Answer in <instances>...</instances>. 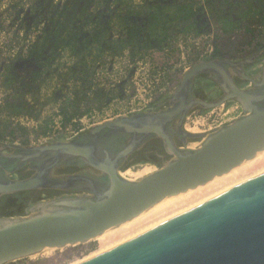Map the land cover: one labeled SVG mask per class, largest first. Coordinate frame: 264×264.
Here are the masks:
<instances>
[{"label":"water","instance_id":"obj_1","mask_svg":"<svg viewBox=\"0 0 264 264\" xmlns=\"http://www.w3.org/2000/svg\"><path fill=\"white\" fill-rule=\"evenodd\" d=\"M262 55L199 62L182 75L165 107L105 121L72 140L1 145L0 199L56 194L38 197L24 216H0V264L96 241L264 152V61L260 75L246 74ZM200 78L221 95L213 101L196 96ZM229 102L242 107L241 117L207 134L185 130L193 112ZM196 141L199 147L190 149ZM151 142L169 159L144 178H124L121 172ZM80 264H264V174Z\"/></svg>","mask_w":264,"mask_h":264},{"label":"rangeland","instance_id":"obj_2","mask_svg":"<svg viewBox=\"0 0 264 264\" xmlns=\"http://www.w3.org/2000/svg\"><path fill=\"white\" fill-rule=\"evenodd\" d=\"M238 1L242 3V0ZM66 2L67 0H0V108L13 97L33 105V109H8L2 112L0 119L29 129L32 145L66 142L94 125L128 116L131 111L145 112L151 108H163L178 86V80L192 67V62L188 60L189 54L198 47L199 50L205 49L203 61L212 58L218 24L212 6L203 3V0H96L87 14L77 22L65 19V23L60 20L58 23L55 16L51 15H45L37 22L45 8L50 5L64 6ZM181 5L189 7L185 6L184 10ZM143 7L160 10L158 15L160 31L164 25L175 26L179 30L175 32L179 35L176 41L180 45L181 61L173 69L179 75L178 80H167L164 73L156 71L157 64L150 58L131 63L127 50H124L125 45L117 47L114 43L113 47L110 45V50L102 52L100 47L89 41V33L93 28L91 26L97 22L104 27V32L109 35L110 40H127L126 23L144 22V18H136L130 13ZM126 14L128 16L124 18ZM183 18L189 20L185 21ZM87 19H90V22ZM231 37L232 40L235 39L237 45L244 40L239 30ZM55 39H64L67 42L73 40L74 43L67 45L57 43V48H53L51 42ZM133 42L139 45V42ZM37 43H41V47L45 46L46 59L50 61L43 70L33 59L26 58L29 50ZM259 52L263 55L246 68V74L250 77L261 74L264 50ZM85 65L93 69L89 79L93 81V91L104 89L117 96L104 98V95H101L100 109L96 107L91 114L75 119L65 127L59 109L61 103L71 96L74 90L85 89L84 78L77 73V70L84 68ZM38 72L42 73L41 77L33 84L34 76ZM241 86L247 88L249 84L244 83ZM195 94L205 101H213L221 95V91L207 78H200L195 84ZM241 114L242 110L236 102H229L209 111L197 110L188 117L185 130L191 134H207L215 126L224 122L229 124ZM47 122L49 134L38 135ZM1 133L3 129L0 127ZM4 140L0 146L20 145L18 140L11 141L8 136ZM199 145L200 141H196L189 143L188 146L190 149H196ZM261 159H264V153L231 175L216 179L209 185L185 195L166 200L129 224L104 234L99 240L62 250H47L15 264H77L93 254H103L263 175L264 160ZM159 168L155 161L143 158L126 167L121 175L130 181H136ZM50 196L44 194L39 199H48ZM25 200L26 197L23 195L4 198L0 216L6 218L24 216Z\"/></svg>","mask_w":264,"mask_h":264},{"label":"trees","instance_id":"obj_3","mask_svg":"<svg viewBox=\"0 0 264 264\" xmlns=\"http://www.w3.org/2000/svg\"><path fill=\"white\" fill-rule=\"evenodd\" d=\"M96 0H67L64 6L50 5L43 10V14L39 17L42 20L46 16H55V19L63 21L65 19H71V21L77 22L83 15H86L89 8L95 3ZM207 3L212 6L213 15L218 24L215 30V43L212 51V58L224 59V60H244L247 59L259 51L264 50V0H242V3L238 0H203V3ZM182 6V5H181ZM189 5H183L182 9H186ZM193 10V6L191 7ZM159 12L155 11L151 7H143L139 11H132L130 15L138 18H144V22L134 23L127 22L125 32L127 40H110L109 35L104 32V27L99 22L93 23L91 31L89 33V41L100 47L102 52L110 50V45L113 47L118 45L122 47L125 45V51L127 50L131 63H136L140 60L150 58L157 64V72L164 73L167 80L179 79L178 73L173 71L176 64L181 61V49L180 45L176 41L178 39V33L175 32L178 29L175 26H163L162 31L158 28ZM192 14V11H190ZM39 16V15H38ZM128 14L124 16L127 18ZM193 16V14H192ZM90 22V19H87ZM188 21L189 18H183ZM88 22V23H89ZM63 24V23H62ZM239 30L244 36V40L237 45L235 39L232 40V35ZM135 37L137 40H135ZM133 41L139 42V45ZM47 42H49L47 40ZM55 42V43H54ZM52 41L51 46L57 48V43L72 44L64 39ZM113 42V43H112ZM85 44V43H84ZM41 43H37L33 46L29 52L27 59H33L42 70L47 65L49 60L46 59V48L40 46ZM205 49L195 48L188 56V60L192 62V66L202 62L204 60ZM49 64V63H48ZM79 68L77 73L84 78L82 90H74L72 95L66 98L60 106L59 115L62 117L63 125L66 127L72 123L75 119H81L91 114L96 109L101 108L100 96L104 95V98H116V94L104 89L94 90V84L92 80H89L93 74V69ZM38 72L33 79V84L37 78L41 77ZM182 78V77H181ZM181 78L178 80L179 85ZM98 86L97 84H95ZM34 85H30L32 87ZM33 109V105H30L27 101L13 97L0 108L1 114L8 109ZM2 109V110H1ZM0 127L3 129V133L0 134V143L4 142L6 136L11 141L18 140L22 146H29L33 143L29 139L30 131L22 125H14L8 121H2L0 119ZM50 128L47 122L44 127L38 132L40 136H46L49 134ZM22 262V261H21ZM20 263V262H18Z\"/></svg>","mask_w":264,"mask_h":264},{"label":"flooded vegetation","instance_id":"obj_4","mask_svg":"<svg viewBox=\"0 0 264 264\" xmlns=\"http://www.w3.org/2000/svg\"><path fill=\"white\" fill-rule=\"evenodd\" d=\"M143 158L147 160H153L156 162L157 165H162L164 162H166L169 159L168 155L165 153V151L163 150V147L161 146L159 142L149 143L147 147L143 150V152L139 153L136 156V161L143 159ZM55 194L56 193L50 192L51 196H54ZM21 195L26 197V200H25L26 208L29 207L31 202H35L39 197V194L37 193H28V194H21ZM21 195H16L15 197L21 196ZM11 197H14V196H11ZM3 199L4 198L0 199V207L3 204Z\"/></svg>","mask_w":264,"mask_h":264},{"label":"bare ground","instance_id":"obj_5","mask_svg":"<svg viewBox=\"0 0 264 264\" xmlns=\"http://www.w3.org/2000/svg\"><path fill=\"white\" fill-rule=\"evenodd\" d=\"M263 153H264V152H262V153H260L259 155H257L256 158L259 157V156H260L261 154H263ZM256 158H255V159H256ZM255 159H253V160H255ZM253 160H252V161H253ZM261 160H264V159H261ZM261 160H260V162H261ZM252 161H250V162H252ZM250 162L244 163L243 165L248 164V163H250ZM243 165H241V166H243ZM257 165H258V164H257ZM241 166H240V167H241ZM255 166H256V165H255ZM240 167H239V168H240ZM239 168H237V169H239ZM256 168H257V167H256ZM237 169L233 170V171H232L231 173H229L228 175L233 174L235 171H237ZM250 169H251V167H250ZM252 170H253V169H252ZM252 170H251V171H252ZM254 170H255V169H254ZM245 171H246V170H245ZM245 171H244V172H245ZM240 172H241V171H240ZM240 172H239V173H240ZM242 172H243V171H242ZM228 175H225V176H228ZM242 175H243V174H242ZM222 177H224V176H222ZM220 178H221V177H220ZM216 179H219V178H216ZM216 179H214V180H216ZM214 180H213V181H214ZM213 181H211V182H213ZM211 182H210V183H211ZM210 183H208L207 185H209ZM207 185H205V186H207ZM205 186H202V187H205ZM202 187H199V188H202ZM199 188H197V189H199ZM197 189H195V190H197ZM195 190H192V191H195ZM189 192H191V191H189ZM204 192H205V191H204ZM187 193H188V192H187ZM187 193H185V194H187ZM185 194H181V195H179V196H182V195H185ZM179 196H177V197H179ZM177 197H174V198H177ZM170 199H173V198H170ZM167 200H169V199H167ZM165 201H166V200H165ZM165 201H163V202H165ZM163 202H162V203H163ZM162 203H160V204H162ZM160 204H159V205H160ZM159 205H158V206H159ZM156 207H157V206H156ZM154 208H155V207H154ZM154 208H153V209H154ZM153 209H151V210H153ZM151 210H150V211H151ZM148 212H149V211H148ZM148 212H147V213H148ZM145 214H146V213H145ZM145 214H143V215H145ZM143 215H141V216H143ZM141 216H140V217H141ZM138 218H139V217H138ZM138 218H136V219H138ZM136 219H134V220H136ZM134 220H133V221H134ZM131 222H132V221H131ZM129 223H130V222H129ZM129 223H127V224H129ZM127 224H125V225H127ZM122 226H123V225H122ZM119 228H120V227H119ZM117 229H118V228H117ZM114 230H116V229H114ZM114 230H110V231H108V232H106V233H109V232L114 231ZM106 233H104V234H106ZM104 234H103V235H104ZM103 235H102V236H103ZM102 236H100L97 240H99L100 238H102ZM98 255H99V253L96 254V255L93 254L92 256H90V257L84 259L83 261H80V263L85 262V261H88V260H90V259H92V258H94V257H96V256H98ZM80 263H77V264H80Z\"/></svg>","mask_w":264,"mask_h":264},{"label":"built area","instance_id":"obj_6","mask_svg":"<svg viewBox=\"0 0 264 264\" xmlns=\"http://www.w3.org/2000/svg\"><path fill=\"white\" fill-rule=\"evenodd\" d=\"M149 88V87H148ZM239 105V104H238ZM239 108L242 110V107L239 105ZM152 109V108H151ZM151 109H148V110H151ZM148 110H145V111H148ZM142 110H137V111H131V113H134V112H141ZM241 115H243V110H242V114ZM241 115L239 116V117H241ZM239 117H235L234 119H232L231 121H233V120H235V119H237V118H239ZM230 121V122H231ZM229 123V122H228ZM225 125H227V123H222V124H220V125H218V126H215L214 128H213V130H210V132L211 131H214L215 129H218V128H220V127H223V126H225ZM209 133V132H208Z\"/></svg>","mask_w":264,"mask_h":264}]
</instances>
